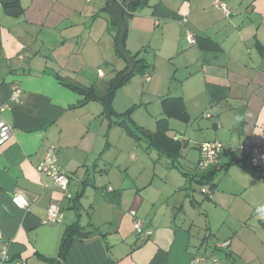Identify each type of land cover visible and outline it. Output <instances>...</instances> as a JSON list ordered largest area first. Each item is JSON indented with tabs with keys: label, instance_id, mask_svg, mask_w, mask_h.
Instances as JSON below:
<instances>
[{
	"label": "crops",
	"instance_id": "obj_1",
	"mask_svg": "<svg viewBox=\"0 0 264 264\" xmlns=\"http://www.w3.org/2000/svg\"><path fill=\"white\" fill-rule=\"evenodd\" d=\"M224 1L229 16L211 0H133V14L123 13L124 48L141 61L135 71L149 75L147 91L158 93L161 108L166 99L176 156L131 137L100 101L84 102V91L101 95L127 69L109 14L114 2L13 0V14L1 1L0 107L12 84L21 90L0 112L11 126L0 147V241H9L12 258L55 264L66 227L77 224L65 264H187L208 240L212 250L229 241L226 256L239 264H264V169L235 152L264 146V0ZM214 139L225 152L217 167L200 171L199 146ZM50 145L66 192L36 172ZM189 145L193 153H185ZM15 193L28 211L11 202ZM51 203L59 220L42 224ZM131 212L149 236H137ZM206 222L209 230L201 229Z\"/></svg>",
	"mask_w": 264,
	"mask_h": 264
},
{
	"label": "built area",
	"instance_id": "obj_2",
	"mask_svg": "<svg viewBox=\"0 0 264 264\" xmlns=\"http://www.w3.org/2000/svg\"><path fill=\"white\" fill-rule=\"evenodd\" d=\"M92 0H85L86 3H90ZM111 2L118 3L123 9L125 15H132L133 12L129 9V3L133 0H110ZM212 5L221 10L226 16H229L230 10L224 0H211ZM1 4V1H0ZM185 19H182V23ZM186 41L188 44H195L196 40L192 33L186 32ZM101 75V72L98 71ZM145 81L149 79V75L144 76ZM21 90L18 85L12 84L10 96L2 107L0 112L12 105L19 100ZM11 137V126L7 124L2 118H0V147H4L10 140ZM225 152L224 145L217 139L211 141H205L199 146V159L197 162V168L200 171H208L214 169L219 165L220 156ZM235 152L243 155L248 161L250 167L253 169H264V146L263 145H252V146H241ZM36 172L40 177H46L52 181L61 191L66 192L68 186V176L63 173L56 161V148L53 145L48 146L45 149L42 160L36 166ZM111 191V188H108ZM202 193L206 197L211 198V192L208 188H203ZM11 202L20 210L28 211L29 201L21 193H15L11 195ZM133 219V229L137 236L151 234L150 230L143 231L142 220L135 217V213L131 212ZM60 208L57 204L51 203L45 211V217L42 220V224H53L59 220ZM9 241H0V264H24L20 259L12 258L9 254ZM229 245L228 242L216 244L218 248L225 249ZM215 246V247H216ZM207 258L202 254L192 255L187 264H207ZM211 263H216V260H211Z\"/></svg>",
	"mask_w": 264,
	"mask_h": 264
},
{
	"label": "rangeland",
	"instance_id": "obj_3",
	"mask_svg": "<svg viewBox=\"0 0 264 264\" xmlns=\"http://www.w3.org/2000/svg\"><path fill=\"white\" fill-rule=\"evenodd\" d=\"M145 74L146 73L139 74L135 71L125 84L117 87L111 97L110 109L112 114L116 116V119L118 118L128 121L143 130L154 132L157 129L156 120L162 117V108L159 102H157L158 93L154 90L153 92L147 91V85L144 78ZM112 78H115V76ZM112 78H110L107 82H109ZM175 131L176 133L180 132L178 130ZM144 144V142H141L140 145L137 143L134 151H132V154L139 156V150L144 146ZM191 148L192 145L187 146L185 153L191 151ZM191 152H194L193 149ZM163 160L166 161V159L160 157L158 164H160L159 162H162ZM245 227L248 228L249 224H246ZM201 229L209 230L208 222L204 223L201 226ZM205 233L206 230H202L203 236ZM227 242L229 243V241ZM218 244H220V242H218ZM213 245L214 243L212 244L211 240H208V242L203 245L202 253L208 260L207 264H239L238 259L226 256L228 247L225 249H219L216 246V250H212ZM211 260H216V263H211Z\"/></svg>",
	"mask_w": 264,
	"mask_h": 264
},
{
	"label": "trees",
	"instance_id": "obj_4",
	"mask_svg": "<svg viewBox=\"0 0 264 264\" xmlns=\"http://www.w3.org/2000/svg\"><path fill=\"white\" fill-rule=\"evenodd\" d=\"M128 6H129V9L133 12V7H134L133 1H131ZM4 8L9 10L13 14L18 13L20 10L17 3L11 4V5H5ZM131 58L135 63V68L131 74L124 75L125 71L118 72L117 75H115V78H112L109 82H107L103 92L99 96L95 95L93 90L91 89L84 91L83 92L85 96L84 102L88 100L100 101V103L104 106L106 113L108 115H113L110 109V101H111V97L113 95L114 90L117 87L125 84L130 79V77L135 73L136 65L141 63L140 60H135V56H131ZM143 67H141L140 69H143ZM161 105H162L165 118H162L156 121V125H157L156 132L152 133V132L143 130L142 128L137 127L131 124L130 122L124 121V120H122L119 124H121V126L124 127V129L127 131V133L131 137L138 138L139 137L138 135H140L143 139L146 140L148 145L156 149L160 155L167 154L170 156L171 155L176 156L178 149L180 147V143L179 141L171 140L166 136V131H167L166 99L161 101ZM128 124H130L131 127ZM250 168L253 169L252 167ZM203 181L204 180H202V182ZM209 182H210L209 178H207L206 184L207 183L209 184ZM79 236H80V230L77 224H72L66 227L63 233V236L61 238L59 249H58V254H57V260L59 261V264H65V261L69 254L70 246L72 242Z\"/></svg>",
	"mask_w": 264,
	"mask_h": 264
},
{
	"label": "water",
	"instance_id": "obj_5",
	"mask_svg": "<svg viewBox=\"0 0 264 264\" xmlns=\"http://www.w3.org/2000/svg\"><path fill=\"white\" fill-rule=\"evenodd\" d=\"M3 5H7L13 0H1ZM109 14L111 16V20L114 26H116L119 29V36L117 40V51L120 54V56L125 60L127 63V69L124 72V75H129L133 72L135 68V63L132 60L130 54L126 52L123 40H124V34H125V24L123 20V9L118 3H114L112 8L109 10ZM184 144V141H182ZM184 147V145H183ZM55 264H59V261H57Z\"/></svg>",
	"mask_w": 264,
	"mask_h": 264
},
{
	"label": "clouds",
	"instance_id": "obj_6",
	"mask_svg": "<svg viewBox=\"0 0 264 264\" xmlns=\"http://www.w3.org/2000/svg\"><path fill=\"white\" fill-rule=\"evenodd\" d=\"M258 212L264 213V205H261V207L258 209Z\"/></svg>",
	"mask_w": 264,
	"mask_h": 264
}]
</instances>
